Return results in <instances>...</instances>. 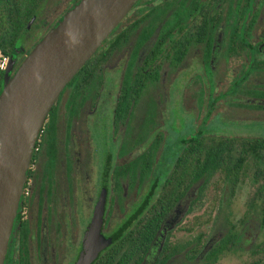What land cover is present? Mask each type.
<instances>
[{
  "label": "flooded vegetation",
  "instance_id": "obj_1",
  "mask_svg": "<svg viewBox=\"0 0 264 264\" xmlns=\"http://www.w3.org/2000/svg\"><path fill=\"white\" fill-rule=\"evenodd\" d=\"M262 117L264 0H137L47 113L2 264H76L98 201L110 243L154 178L199 142L186 138L264 136L241 124ZM152 249L141 264H153Z\"/></svg>",
  "mask_w": 264,
  "mask_h": 264
},
{
  "label": "trees",
  "instance_id": "obj_2",
  "mask_svg": "<svg viewBox=\"0 0 264 264\" xmlns=\"http://www.w3.org/2000/svg\"><path fill=\"white\" fill-rule=\"evenodd\" d=\"M43 1L0 0V55H6L13 61L17 40L26 35L28 29L32 26L33 20L38 18ZM78 1H57L56 4L60 8H57L56 13H60L62 7L75 5ZM59 20L53 21L52 18H48V25H51L42 37ZM12 68L13 65L8 71L9 77L14 72ZM4 82L5 68H0V92ZM240 85V82L235 81L233 88L235 89ZM189 139L199 140V142L194 141L187 144L183 151L184 158L181 157V159L173 162L163 176L157 175L154 178L149 193L143 196L140 204L138 203L135 208L125 213L121 221L123 223H118V229L114 230L111 242L104 248L94 264H141L151 244L152 251L155 252L153 264H169L176 254L181 252L180 247L177 244L169 243L167 237L164 238L159 251L158 246L164 224L173 209L189 198L191 203L187 212L191 210L192 205L203 195L206 184L216 172L219 174L218 180L221 181L220 183L224 182L229 185L230 192L228 188H225L224 194L221 196L223 199H228L229 195H233L237 181L246 172L249 165L251 171L249 177L255 183V188L247 203L249 212L239 219L241 222L240 228H236L234 223H231L230 227H227L226 223L224 224L225 231L217 241L208 246L205 251L203 250L201 263L216 264L219 256L224 251L242 248L244 246L243 242L251 239V236L249 238L247 234L249 219H254L256 222V226L253 227L255 232L252 229L251 235L257 236L258 233H263V239L257 242L255 248L252 249V253L260 254V258L255 259L254 262H258L261 257H264V136L245 139L218 135L216 139L221 142L214 144V146L206 145L203 141V135L197 136V138H186V140ZM241 139L244 140L240 141ZM37 143L36 140L35 145ZM244 165H246L245 168ZM199 182V192L195 197H191L189 194L190 187ZM135 217L138 222L136 227L132 228L130 221ZM203 222L208 223L209 220L202 214H194L193 221L190 220V225L186 224L185 227L189 231L194 224L195 226L202 225ZM199 244L201 243L196 242L194 247L190 249L192 253L185 254L187 259L192 258L198 251H202L203 247H199Z\"/></svg>",
  "mask_w": 264,
  "mask_h": 264
},
{
  "label": "water",
  "instance_id": "obj_3",
  "mask_svg": "<svg viewBox=\"0 0 264 264\" xmlns=\"http://www.w3.org/2000/svg\"><path fill=\"white\" fill-rule=\"evenodd\" d=\"M137 0H79L24 56L0 92V264L44 119L58 94ZM95 206L76 264H89L110 238Z\"/></svg>",
  "mask_w": 264,
  "mask_h": 264
},
{
  "label": "rangeland",
  "instance_id": "obj_4",
  "mask_svg": "<svg viewBox=\"0 0 264 264\" xmlns=\"http://www.w3.org/2000/svg\"><path fill=\"white\" fill-rule=\"evenodd\" d=\"M59 0H44L41 4V11L38 14V18L33 20L32 26L26 32V35L20 37L17 40L16 47L14 49L13 65L15 70L19 63L22 61L24 56L32 48V45L36 43L38 38H41L43 29L46 30L45 24L48 18H52L54 11L60 8L56 3ZM61 1V0H60ZM50 5V7H48ZM54 8V9H50ZM55 11V12H56ZM44 12V13H43ZM43 13V14H42ZM41 15V17H40ZM40 18V19H39ZM36 25V27H34ZM35 35V36H34ZM195 116V114L191 115ZM189 122V117L186 115L185 125H182L180 132L185 133ZM250 133H264V117L260 121L256 122H244L241 123ZM239 124V126H242ZM174 133L179 134V130H175ZM246 165H244L245 168ZM244 172V170H243ZM250 165L247 166L246 172L237 181L234 187L233 195H229L228 199H223L221 196L224 194V189L228 188L229 185L226 183H220L218 180V172L214 173L206 184L203 195H201L192 205V209L187 212L188 206H190V199L183 201V204L179 207V211L176 212L167 225V229L163 231V235L159 241V246H162L164 238L167 237L169 243L177 244L180 247V253H177L169 264H202L203 250L205 251L208 246L214 244L217 239L225 231L224 224L230 227L231 223L236 225V228L241 227L239 219L248 213V200L250 199L255 183H253L249 177ZM199 183H195L190 187L189 194L191 197H195L199 192ZM230 188H228L229 190ZM230 192V190H229ZM189 202V203H188ZM194 214H202L208 223L203 222L202 225H193V228L186 229L185 225L189 224L190 220L193 221ZM228 219V220H226ZM249 229L247 234L249 241L243 242L242 248H235L224 251L218 258L216 264H264V257L261 260L254 262L255 259L260 258V254L252 253V249L255 248V244L263 239V233L258 235H251L253 227L256 226L254 219L248 220ZM198 237L200 238L198 240ZM199 242V247H203L202 251H198L192 258L185 257L186 253H192L191 248L194 247L195 243ZM158 246V247H159ZM155 257V255H154Z\"/></svg>",
  "mask_w": 264,
  "mask_h": 264
},
{
  "label": "built area",
  "instance_id": "obj_5",
  "mask_svg": "<svg viewBox=\"0 0 264 264\" xmlns=\"http://www.w3.org/2000/svg\"><path fill=\"white\" fill-rule=\"evenodd\" d=\"M8 62V57L6 55H0V68H5ZM36 149V145L34 146Z\"/></svg>",
  "mask_w": 264,
  "mask_h": 264
}]
</instances>
